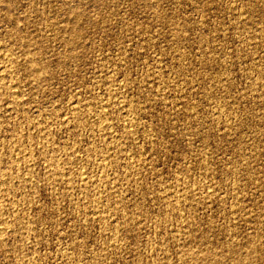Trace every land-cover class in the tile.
<instances>
[{
	"label": "rangeland",
	"instance_id": "374dc122",
	"mask_svg": "<svg viewBox=\"0 0 264 264\" xmlns=\"http://www.w3.org/2000/svg\"><path fill=\"white\" fill-rule=\"evenodd\" d=\"M0 59V264H264V0H0Z\"/></svg>",
	"mask_w": 264,
	"mask_h": 264
},
{
	"label": "bare ground",
	"instance_id": "6f19581e",
	"mask_svg": "<svg viewBox=\"0 0 264 264\" xmlns=\"http://www.w3.org/2000/svg\"><path fill=\"white\" fill-rule=\"evenodd\" d=\"M2 58V57H1ZM1 60V59H0ZM10 61H11V59H10ZM7 63V62H6ZM7 65V64H6ZM11 65V64H10ZM1 68V67H0ZM1 70V69H0ZM4 71V70H3ZM6 72V71H5ZM4 74V73H3ZM10 75V74H9ZM4 80V79H3ZM15 101V100H14ZM126 110V109H125ZM75 112V111H74ZM100 115V114H99ZM104 120V119H103ZM127 121V120H126ZM106 123V122H105ZM133 123V122H132ZM134 124V123H133ZM103 125V124H102ZM130 129V128H129ZM40 133V132H39ZM42 133V132H41ZM21 152V151H20ZM25 156V155H24ZM28 157V156H27ZM25 158H26V156H25ZM20 159V158H19ZM24 159V158H23ZM29 159V158H28ZM30 159H31V157H30ZM26 160V159H25ZM48 160H49V158H48ZM55 161V160H54ZM30 162V161H29ZM26 163H28V161L26 162ZM52 163V162H51ZM56 163H58V162H56ZM48 164V163H47ZM59 165V164H58ZM30 166H32V165H30ZM51 166V165H50ZM56 167H57V165H56ZM47 168V167H46ZM50 168V167H49ZM54 168V167H53ZM100 168V167H99ZM56 169V168H55ZM49 170V169H48ZM60 170V169H59ZM56 170H54V172H55ZM3 172H1L0 174H2ZM51 173V172H50ZM10 174V173H9ZM28 174V173H27ZM52 174H54V173H52ZM84 174V173H83ZM4 175V174H3ZM7 175V174H6ZM25 175V174H24ZM26 176V175H25ZM5 177V176H4ZM17 177H18V175H17ZM54 177V176H53ZM58 177V176H57ZM4 179V178H3ZM2 179V180H3ZM12 180H13V178H11ZM1 180V179H0ZM4 180H6V179H4ZM24 180V179H23ZM28 180V179H27ZM102 180V179H101ZM28 182V181H27ZM32 182H34V181H32ZM53 182V181H52ZM51 182V183H52ZM1 183V182H0ZM21 183V182H20ZM4 185V184H3ZM86 185V184H85ZM89 186V185H88ZM5 188H6V186H5ZM94 189V188H93ZM9 191V190H8ZM91 203V202H90ZM94 204V203H93ZM99 205V204H98ZM102 205V204H101ZM94 207H96V206H94ZM2 208V207H1ZM93 208V207H92ZM99 208V207H98ZM96 209V208H95ZM94 209V210H95ZM1 210V209H0ZM98 210V209H97ZM105 210V209H104ZM99 213V212H98ZM2 214V213H1ZM1 217V216H0ZM3 218V217H2ZM2 220V219H1ZM5 221V220H4ZM0 223H2L3 224V222L2 221H0ZM5 223V222H4ZM6 224V223H5ZM2 228H4V224H3V227ZM5 229L7 230V227L6 228H4L2 231H5ZM238 257V256H237ZM244 260V259H243ZM244 262V261H243Z\"/></svg>",
	"mask_w": 264,
	"mask_h": 264
}]
</instances>
